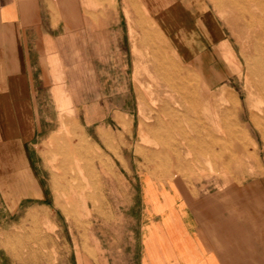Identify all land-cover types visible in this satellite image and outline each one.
I'll return each mask as SVG.
<instances>
[{
    "label": "rangeland",
    "instance_id": "obj_1",
    "mask_svg": "<svg viewBox=\"0 0 264 264\" xmlns=\"http://www.w3.org/2000/svg\"><path fill=\"white\" fill-rule=\"evenodd\" d=\"M93 3L119 10L131 91L119 117L115 104L95 107L105 115L93 121L78 107L90 159L67 153L59 115L70 113L55 96L62 66L47 40L44 65L32 58L25 88L0 90V264H139L145 223L146 242L162 240L165 228L179 237L182 195L236 264H264V117L230 13L214 0H172L165 7L177 12L170 20L163 7L161 20L142 0ZM173 21L181 39L165 35ZM164 55L189 66L196 92L183 98L157 74Z\"/></svg>",
    "mask_w": 264,
    "mask_h": 264
},
{
    "label": "crops",
    "instance_id": "obj_2",
    "mask_svg": "<svg viewBox=\"0 0 264 264\" xmlns=\"http://www.w3.org/2000/svg\"><path fill=\"white\" fill-rule=\"evenodd\" d=\"M93 1L0 0V76H5L3 80L0 77V90L25 88L22 85L23 75L28 82L29 68L33 67L30 66L33 64L32 58H36L39 66L44 65L47 40L55 62L62 66L61 71H54V77L59 80L55 96L58 105L66 106L70 113L59 115V130L64 129L69 136L67 153L72 152V155L77 156L86 154L90 159L92 147L78 132L73 117L78 107H85L87 120L93 121L96 117L105 115V111L95 107L115 104L119 108L116 114L119 117L123 112L121 107L131 91L126 69L125 30L119 10L108 4L98 6ZM169 1L172 2L164 0L162 4H154L152 0H142L146 8L161 20L166 18L164 8L169 7L170 20L174 11L177 12L173 3L165 7ZM203 5L206 7L205 2ZM154 21L159 24L156 18ZM167 25L165 28L168 34L164 30L163 32L168 39L182 36V29H177L182 27L181 24L175 26L173 21ZM170 30H173L172 33ZM182 40L185 43L184 38ZM166 56L179 66L189 68L175 55ZM19 81L21 85H18ZM22 98H14L18 100L15 103L27 105L28 102H24ZM14 99L11 98L12 103ZM101 134L103 139L108 137V133ZM74 137L80 141L84 139L85 144H79L78 141L75 143ZM59 138V133H54L50 140ZM90 171H93L92 167L88 171L92 174ZM144 184L142 182L143 198ZM68 199L66 200L69 201ZM179 203L183 208L173 216L180 226L179 237L165 228L161 230L162 240L146 242L145 223L139 264H236L231 254L225 251L222 242H213L206 237L200 216L189 199L182 195L176 201L177 205ZM144 214L146 221L153 215L149 209H145ZM30 215L37 217L38 211L36 214L30 212ZM157 217L159 214H156Z\"/></svg>",
    "mask_w": 264,
    "mask_h": 264
},
{
    "label": "bare ground",
    "instance_id": "obj_3",
    "mask_svg": "<svg viewBox=\"0 0 264 264\" xmlns=\"http://www.w3.org/2000/svg\"><path fill=\"white\" fill-rule=\"evenodd\" d=\"M214 1L221 9L230 13L232 22L245 38L248 47V80L251 82V87L254 88L253 91L256 94L257 102L264 117V0ZM156 58L158 59V64L155 69L157 74H161L162 72L167 79V84L173 89L181 91L183 98L187 97L190 88H193L196 92L197 88L190 83V73L185 68L179 66L178 63H175V61H172L166 55ZM231 113L232 111L226 108L223 114L226 117H233Z\"/></svg>",
    "mask_w": 264,
    "mask_h": 264
}]
</instances>
